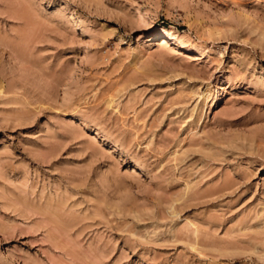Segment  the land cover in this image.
<instances>
[{"label": "rangeland", "instance_id": "rangeland-1", "mask_svg": "<svg viewBox=\"0 0 264 264\" xmlns=\"http://www.w3.org/2000/svg\"><path fill=\"white\" fill-rule=\"evenodd\" d=\"M0 264H264V0H0Z\"/></svg>", "mask_w": 264, "mask_h": 264}, {"label": "bare ground", "instance_id": "bare-ground-1", "mask_svg": "<svg viewBox=\"0 0 264 264\" xmlns=\"http://www.w3.org/2000/svg\"><path fill=\"white\" fill-rule=\"evenodd\" d=\"M152 26V25H151ZM162 32H164L166 35H167V37H168V39L167 38H162V45L165 47V45L167 46V44L169 43V40L171 41V40H174V39H176L177 38V33H175V30H173V28H171V29H167V28H164L163 29V31ZM163 33V34H164ZM165 35V36H166ZM179 40V39H178ZM161 45V44H160ZM169 45V44H168ZM163 46H161V47H163ZM210 84V83H209ZM219 86V85H218ZM220 87V86H219ZM207 88V87H206ZM210 88V87H209ZM207 91H209V90H207ZM206 92V91H205ZM209 93V92H208ZM211 96V97H210ZM199 97H200V100H203V101H205L204 103L205 104H207L208 105V108H209V104L211 105V103H213V101L215 100V98H216V94L214 93V94H212V95H206V93H203V94H201L200 93V95H199ZM207 105H205V107L207 106ZM197 107V106H196ZM205 109V108H204ZM206 110H207V108H206ZM207 113V112H206ZM203 115V114H202Z\"/></svg>", "mask_w": 264, "mask_h": 264}]
</instances>
